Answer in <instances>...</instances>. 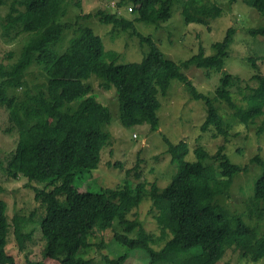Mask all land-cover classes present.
Segmentation results:
<instances>
[{"label":"trees","instance_id":"trees-1","mask_svg":"<svg viewBox=\"0 0 264 264\" xmlns=\"http://www.w3.org/2000/svg\"><path fill=\"white\" fill-rule=\"evenodd\" d=\"M128 1L135 6L132 18L104 9H98L94 16L100 23L111 25L109 36L127 33L136 38L143 53L140 61H120L119 53L106 49L102 38L90 27L66 21L72 0H0L8 7L0 19L2 34L10 40L21 34L29 36L15 59L14 51L0 57L4 131L17 134L15 147L0 161V170L6 177H24L29 183L39 184L33 186V191L36 200L45 201L38 222L44 241L43 257L60 264H91L92 259L86 258L88 253L103 241L96 232L117 221L123 229L114 232L113 237L127 252L113 259V264H122L135 249L146 252L147 264H217L227 250L252 262L264 260V231L260 232L259 226L264 219V160L257 156L251 160L260 164L262 171L252 183L243 214L217 200L228 196L235 176L246 171L231 162L225 152L234 125H256V134H264V73L258 70L252 76L256 84L246 85L249 93L243 96V105L235 104L231 89L238 77L223 70L234 28L229 27L223 39L214 44V53L207 55L199 47L191 57L176 62L164 55L150 35L136 28L138 22L159 26L168 20L173 0ZM234 1L228 0L229 4ZM250 4L264 16V0H250ZM220 13V7L210 0H184L181 8L186 24L200 23L208 29L211 19ZM72 26L76 28L64 45ZM249 32L264 36V25ZM259 59L263 63L264 55L249 57V64L258 69L255 60ZM32 65L43 72L44 81L30 88L25 76ZM190 66L221 73L214 96L199 92L188 80L182 69ZM91 79H97L104 90L115 91L122 125L148 124L150 130L159 124L158 95H165L171 81L178 80L205 105L200 129L215 130L223 142L214 154L196 147L195 158L190 161L185 159L190 149L184 139L173 144L163 137L176 171L162 188L155 182L139 180L133 184L125 179L122 184L97 192L84 190L83 186L80 189L81 176L98 168L101 150L111 142L107 128L111 111L93 95ZM215 101L234 108L232 121L219 112ZM114 164L121 166L119 162ZM137 167L126 170V174ZM134 175L140 176L138 172ZM145 197L156 209L161 236H167L157 249L152 246L156 241L153 235L137 218H127L123 210L126 205H138ZM5 212L6 203L0 199V264H38L33 260L23 263L6 250L9 222ZM12 221L17 247L22 250L31 232L23 231L22 217L15 216ZM94 237L101 242H94Z\"/></svg>","mask_w":264,"mask_h":264},{"label":"rangeland","instance_id":"rangeland-1","mask_svg":"<svg viewBox=\"0 0 264 264\" xmlns=\"http://www.w3.org/2000/svg\"><path fill=\"white\" fill-rule=\"evenodd\" d=\"M76 1L72 0L66 14V21L77 23V26L83 24L90 27L102 38L106 49H113L119 53L120 61L141 60L142 48L136 38H130L127 33L115 37L109 36L111 25L100 23L94 16V12L98 9H104L132 18L134 13L131 9H135V6L131 2L128 0H79V5L76 6ZM210 1L220 7L221 13L211 19L209 29L200 23L186 24L184 22L181 15L184 0H173L171 17L159 26L138 22L136 28L144 35H150L164 55L176 62L191 57L197 53L199 47H202L207 55L214 53V44L223 39L229 27L234 28L223 70L238 77L237 84L231 89L232 100L237 105H243V96L249 93V89L245 88L246 85L256 84L252 76L258 70L264 73V62H260V59L255 60L258 69L249 64V57L258 58L264 55V36H253L249 32L251 28L264 25V16L257 12L250 4V0H236L231 4L228 0ZM7 10V6L0 4V19L5 16ZM89 13L90 17L83 16ZM74 28L76 27L72 26L67 31L64 45L67 38L72 36ZM10 36L15 37L12 34ZM28 38L27 34H21L10 40L8 36L2 34L0 26V57L7 51H14L12 59H15L23 44L29 40ZM33 40L31 39L30 42ZM182 71L199 92L214 96L221 73L209 72L194 66ZM25 77L30 88L44 81L43 72L36 65L30 66ZM90 83L95 98L108 106L111 111V122L107 127L111 134V142L101 150L98 168L90 174L81 176V181H78L80 189L83 186L84 190L97 192L101 188L122 184L125 179H130L133 184L139 180H145L147 183L155 182L162 188L169 183L172 174L176 171V166L170 163V155L163 137L173 144L184 139L190 149L185 159L190 161L195 158L193 150L196 147L200 146L209 154H214L223 142L220 136H216L215 130L200 129L205 118V105L202 101L194 99L186 85L178 80L171 81L165 95H158L161 106L158 110L159 124L155 130H150L148 124L130 127L122 125L118 117L115 91L104 90L97 79H91ZM214 103L219 112L227 120L232 121L234 108L224 102L215 101ZM5 123L6 112L0 109V161L15 147L17 141L16 133L4 131ZM256 127V125H250L248 128L242 124L234 125L232 135L226 143L225 152L229 160L242 168L245 167L246 171L242 170L235 176L228 196L219 197L217 200L227 208L241 214L246 210V203L252 193V183L262 171L261 165L251 160L255 156L264 160V134H256ZM116 162L121 163V166H116L114 164ZM136 164H138L136 171L131 170L127 175L126 170L132 169ZM135 172H138L140 176L136 177ZM37 185L39 186L36 182L29 183L24 177L16 179L6 177L0 170V199L6 203L5 215L9 222L6 250L23 263L26 260H33L38 264H60L57 260L43 257L41 252L44 241L42 242L40 237L38 222L40 213L45 209V201L42 198L37 200L34 198L33 186ZM123 210L127 218H137L145 230L153 235L156 240L152 244L154 248L157 249L164 244L167 236H161L155 219L156 209L149 197H145L136 206L126 205ZM15 216L22 217L23 231L31 232V237L25 241L22 250L18 249L13 232L12 219ZM250 221L253 223L254 219ZM259 226L260 232H263L264 219ZM122 229V225L114 221L110 228L96 232L97 237H102L103 241L100 246H93L88 253L86 258L92 259L91 264H113V259L127 252L126 247L118 244L113 237L114 232H121ZM99 238L94 237V242H101ZM147 263L146 252L135 249L129 252V256L122 264ZM217 264H264V260L252 262L242 259L237 252L227 250Z\"/></svg>","mask_w":264,"mask_h":264},{"label":"clouds","instance_id":"clouds-1","mask_svg":"<svg viewBox=\"0 0 264 264\" xmlns=\"http://www.w3.org/2000/svg\"><path fill=\"white\" fill-rule=\"evenodd\" d=\"M134 136H136V135L134 134Z\"/></svg>","mask_w":264,"mask_h":264}]
</instances>
